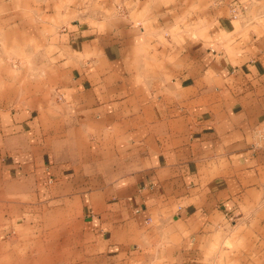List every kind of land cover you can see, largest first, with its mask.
I'll return each mask as SVG.
<instances>
[{"label": "crops", "instance_id": "1", "mask_svg": "<svg viewBox=\"0 0 264 264\" xmlns=\"http://www.w3.org/2000/svg\"><path fill=\"white\" fill-rule=\"evenodd\" d=\"M14 1L0 230L39 264H264V0H132L96 21L77 0ZM28 221L39 237L14 225Z\"/></svg>", "mask_w": 264, "mask_h": 264}, {"label": "rangeland", "instance_id": "2", "mask_svg": "<svg viewBox=\"0 0 264 264\" xmlns=\"http://www.w3.org/2000/svg\"><path fill=\"white\" fill-rule=\"evenodd\" d=\"M9 1L11 0H0V4H3L5 6V8H8L9 5ZM73 0H46L44 2H40V0L36 1L38 6H43L44 8H48V12L49 14H55L57 11H60V8H67V7H73V4H71ZM76 1V0H74ZM25 2L26 4H28V0L24 1V0H17V4L16 1H14V3L16 4V7H25ZM136 2V0L134 1ZM153 2V1H152ZM131 3L132 0H77V4L78 5V9H80V13L82 14V18H87L90 20H103L104 18H115L118 16L119 14V9L121 7V5H124L126 7H131ZM28 6V5H26ZM21 19L17 20L18 25H24L26 23H28V16H19ZM56 18V17H55ZM71 18V16H66L65 19H69ZM57 19V18H56ZM55 22V21H54ZM20 38H17V40H19ZM2 55V53H0ZM14 59H12L11 61V67L13 68L14 71H18L20 69H22L23 67H28V65H24V64H20V63H16L13 62ZM7 78H10L12 82H15L18 77H24V76H20V75H4ZM54 91V89H50V102H54V101H59V97H57L56 94H53L52 92ZM9 212V211H8ZM3 213H7V209H2V213L1 215H3ZM10 213V212H9ZM39 222V221H36ZM36 222H32L28 224L23 223L22 226H18L17 224L16 227H18V231L20 232H26L27 234L28 232H31L32 236L35 238L37 235V237H39V233H40V223H36ZM26 227V228H24ZM14 226L10 225L9 223H3L1 224V230L0 233L2 234L1 237V242H2V255L0 256V262L1 264H39L40 263V257L38 256H28V254L26 255L25 252L28 251V243H30V241H28V236L22 239H18V240H11L10 238L15 237L16 235L14 234ZM10 243H12V245H16L18 250H17V255L12 256V254L9 255V247H10ZM39 245V241L34 240L32 242V246L33 248H36L35 246ZM34 252H36V250H34Z\"/></svg>", "mask_w": 264, "mask_h": 264}, {"label": "built area", "instance_id": "3", "mask_svg": "<svg viewBox=\"0 0 264 264\" xmlns=\"http://www.w3.org/2000/svg\"><path fill=\"white\" fill-rule=\"evenodd\" d=\"M219 1H223V0H219ZM231 10L233 16L238 17L241 16L242 12L244 11V7L241 4L235 2L231 5Z\"/></svg>", "mask_w": 264, "mask_h": 264}]
</instances>
